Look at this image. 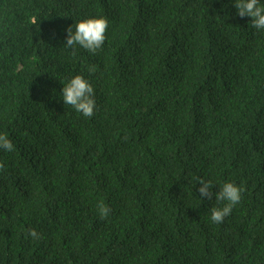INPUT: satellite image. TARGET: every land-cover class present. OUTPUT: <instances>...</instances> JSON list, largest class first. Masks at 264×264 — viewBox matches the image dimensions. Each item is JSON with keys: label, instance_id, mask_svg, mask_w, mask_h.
<instances>
[{"label": "trees", "instance_id": "1", "mask_svg": "<svg viewBox=\"0 0 264 264\" xmlns=\"http://www.w3.org/2000/svg\"><path fill=\"white\" fill-rule=\"evenodd\" d=\"M100 17L102 49L73 55L66 30ZM251 23L235 0H0V133L15 146L0 150V264H264ZM75 75L95 90L91 118L63 102ZM226 182L244 191L217 225Z\"/></svg>", "mask_w": 264, "mask_h": 264}, {"label": "clouds", "instance_id": "2", "mask_svg": "<svg viewBox=\"0 0 264 264\" xmlns=\"http://www.w3.org/2000/svg\"><path fill=\"white\" fill-rule=\"evenodd\" d=\"M235 8L239 17L252 18V27L257 30H264V5H261L260 0H235ZM108 28L107 18L84 19L75 24V30L73 27L66 30L65 47L71 49L73 55L76 54L78 48L95 54L104 46ZM90 71L94 72L95 68L93 67ZM62 99L65 105L71 106L77 113L86 118H91L95 114L97 108L95 90L91 83L81 75H75L64 83ZM0 150L7 152L15 150V146L7 133H0ZM4 171H6L5 165L0 162V173ZM198 183L201 185L198 189L200 197L211 199L214 187L212 182L199 179ZM243 191L242 187L232 182H226L220 187V190L215 193V200L224 203L223 207L211 209L210 219L214 224L223 223L225 218L231 215L233 208L241 202ZM97 208L102 219H106L110 215L111 209L103 201L98 203ZM28 236L33 240L42 239V235L35 229H30Z\"/></svg>", "mask_w": 264, "mask_h": 264}]
</instances>
